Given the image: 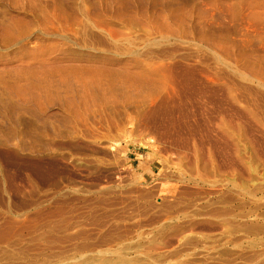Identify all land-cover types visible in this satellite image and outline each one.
<instances>
[{
	"label": "rangeland",
	"instance_id": "374dc122",
	"mask_svg": "<svg viewBox=\"0 0 264 264\" xmlns=\"http://www.w3.org/2000/svg\"><path fill=\"white\" fill-rule=\"evenodd\" d=\"M0 264H264V0H0Z\"/></svg>",
	"mask_w": 264,
	"mask_h": 264
},
{
	"label": "bare ground",
	"instance_id": "6f19581e",
	"mask_svg": "<svg viewBox=\"0 0 264 264\" xmlns=\"http://www.w3.org/2000/svg\"><path fill=\"white\" fill-rule=\"evenodd\" d=\"M139 122V121H138ZM94 150V149H93ZM5 151V150H4ZM256 223V222H255Z\"/></svg>",
	"mask_w": 264,
	"mask_h": 264
}]
</instances>
